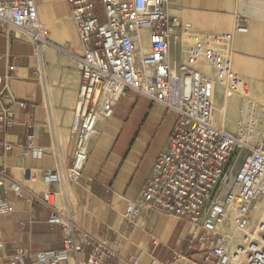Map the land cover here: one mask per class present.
I'll return each instance as SVG.
<instances>
[{
  "label": "built area",
  "instance_id": "built-area-1",
  "mask_svg": "<svg viewBox=\"0 0 264 264\" xmlns=\"http://www.w3.org/2000/svg\"><path fill=\"white\" fill-rule=\"evenodd\" d=\"M66 2L82 44L80 55L63 50L76 58L80 72L71 124L74 145L69 166L45 171L46 181L80 182L97 121L110 120L120 98L132 91L174 112L176 119L139 198L126 203L122 214L126 223L136 224L143 210L153 209L186 224V249L176 254L172 264H264V114L246 120L236 133L218 127L213 117L217 89L227 97L248 90L232 69V35L192 31L167 13L168 0ZM0 30L30 40L36 52L47 43L35 0H0ZM235 30L247 28L238 21ZM182 37L195 43L186 47L184 61L176 64L171 45L176 40L182 45ZM36 58L41 61L39 54ZM14 70L9 65L8 74L0 76L2 127L13 123V105L27 106L10 91L8 79ZM23 153L33 159L43 156L33 134L26 135ZM3 177L0 170V186ZM11 187L22 196L18 186ZM40 201L51 210L47 222L65 231L63 248L6 252L0 236V264H25L26 260L62 264L71 253L86 247V264H135L119 260L109 244L62 215L51 193H44ZM9 212L8 201L0 197V216Z\"/></svg>",
  "mask_w": 264,
  "mask_h": 264
},
{
  "label": "crops",
  "instance_id": "crops-1",
  "mask_svg": "<svg viewBox=\"0 0 264 264\" xmlns=\"http://www.w3.org/2000/svg\"><path fill=\"white\" fill-rule=\"evenodd\" d=\"M35 1L38 21L47 39L38 52L30 40L13 33L7 36L0 30V76L8 74L9 65L15 66L8 85L16 101L27 104L25 108L13 105V123L0 126V170H4L0 197L8 201L10 209L0 216V236L6 252L17 248L34 252L63 248L65 231L60 225L47 222L51 210L40 201L49 192L62 215L109 244L119 260L172 264L176 254L186 249L189 227L153 209L143 210L134 225L127 224L122 214L127 201L139 198L158 153L166 147L176 119L174 112L159 104L149 107V100L127 92L123 97L130 102L135 125L124 132V124L111 122L114 115L110 120L97 121L96 134L87 144V161L80 182L46 181L45 171L65 169L71 162V124L80 72L76 58L63 50L80 55L82 44L66 0ZM166 11L194 32L231 34L234 73L245 81L254 96H264V1L168 0ZM238 21L245 24V32L235 30ZM176 34L180 35V31L176 30ZM185 51L183 41L182 45L174 41L172 61L182 63ZM216 91L213 101L221 112L226 98L220 89ZM228 102L235 103V112L244 108L256 117L264 113L248 98V93L233 95ZM27 134H33L35 144L43 149L40 159L23 153ZM155 138L160 139L157 144ZM12 184L20 188L21 197L13 192ZM88 252L86 247L78 254L71 253L62 264H86ZM25 264L35 263L26 260Z\"/></svg>",
  "mask_w": 264,
  "mask_h": 264
},
{
  "label": "rangeland",
  "instance_id": "rangeland-1",
  "mask_svg": "<svg viewBox=\"0 0 264 264\" xmlns=\"http://www.w3.org/2000/svg\"><path fill=\"white\" fill-rule=\"evenodd\" d=\"M182 41H183V45L185 46V48L187 46H191V45H193L195 43V40H192L191 38H187V37H183L182 38ZM247 88H248V90H247L248 98L251 99L256 105H258L262 109H264V96H262V95L254 96L252 94L250 88L248 87V85H247ZM235 95L237 96V95H239V93L234 94V96ZM262 100H263V102H262ZM118 103H119V105H118ZM118 103H117V105L115 107L114 119L113 120L111 119V122L114 123V124H118L120 126L122 124H124V132H127L129 130V128H131L133 125H135L136 118L134 116V113L131 112V109H130L131 108V105H130V102H129L128 99H126V98L123 97V99L120 102H118ZM148 104H149V107H151L155 103H152V102H149L148 101ZM213 107H214V109H213L214 122L217 125H219V121H218V110H217V107H216V102H214ZM165 110H167V109H165ZM167 111H169V110H167ZM226 113L228 114L229 111H227ZM262 114H264V113H262ZM262 114L258 118H261L262 117ZM228 116H229V114H228ZM228 116L226 117L227 118L226 121L227 120L229 121V119H228L229 117ZM247 117L249 119L250 118H252V119H258V118H256V116H254V114L252 115L250 113L246 115V118L242 117L239 114L236 115L233 118H235V122H239L241 119H247ZM243 124H244V122H242V124H240V126L243 125ZM237 125L238 124L236 123V127L234 128V130L233 129H230L228 126H226L225 130L230 131L232 133H236L239 130V128L237 129ZM159 140H160L159 138H155L153 141H154L155 144H157V141H159ZM242 154L243 153L237 154V156L235 158L236 165L239 163L240 157L242 156Z\"/></svg>",
  "mask_w": 264,
  "mask_h": 264
},
{
  "label": "bare ground",
  "instance_id": "bare-ground-1",
  "mask_svg": "<svg viewBox=\"0 0 264 264\" xmlns=\"http://www.w3.org/2000/svg\"><path fill=\"white\" fill-rule=\"evenodd\" d=\"M143 44H146V40L143 42ZM225 98H226V107L225 108H223V110L221 111V112H218V121H219V125H217L218 127H220V128H223V129H225L226 128V126H228L230 129H233L234 130V128L236 127V123L238 124L237 125V129L240 127V124H242V122H245L246 120H255V119H252V118H248L247 117V119H241L239 122H235V118H233V117H235L236 115H241L242 117H244V118H246V115H247V110H244V108L242 109V110H238V111H233L234 109V107H235V103L234 102H232V105L231 104H229V102L228 101H230L231 100V98L232 97H227V96H225ZM213 104H214V101H213ZM227 105L228 106H230V107H228V108H230L231 110L229 111V116H228V114L226 113L228 110H227ZM249 114V113H248ZM257 115V114H256ZM229 117L228 119H229V121L227 120L226 121V117ZM256 118H258V117H256ZM228 122V123H227ZM230 132V131H229ZM232 133V132H231Z\"/></svg>",
  "mask_w": 264,
  "mask_h": 264
}]
</instances>
